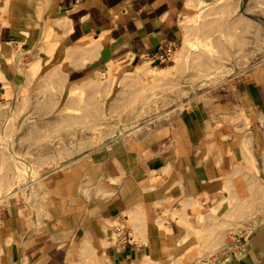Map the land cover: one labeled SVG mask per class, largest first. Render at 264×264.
I'll return each instance as SVG.
<instances>
[{"label":"crops","instance_id":"obj_1","mask_svg":"<svg viewBox=\"0 0 264 264\" xmlns=\"http://www.w3.org/2000/svg\"><path fill=\"white\" fill-rule=\"evenodd\" d=\"M186 1L0 0V104L82 89L119 116ZM255 164L264 180V60L0 199V264H264V222L219 232L235 166Z\"/></svg>","mask_w":264,"mask_h":264},{"label":"rangeland","instance_id":"obj_2","mask_svg":"<svg viewBox=\"0 0 264 264\" xmlns=\"http://www.w3.org/2000/svg\"><path fill=\"white\" fill-rule=\"evenodd\" d=\"M187 1L170 59H143L145 72L138 70L131 84L122 85L133 99L123 101L119 116L102 101L84 100L82 89L73 91L69 101L0 104V199L57 159L74 157L170 109L190 106L212 86L242 76L264 60V0ZM205 24L212 31L203 32ZM234 170L229 202L218 218L225 226L220 235L264 222V180H258L257 165H236ZM207 232L210 237L216 230ZM223 246L220 241L212 253Z\"/></svg>","mask_w":264,"mask_h":264},{"label":"built area","instance_id":"obj_3","mask_svg":"<svg viewBox=\"0 0 264 264\" xmlns=\"http://www.w3.org/2000/svg\"><path fill=\"white\" fill-rule=\"evenodd\" d=\"M173 51V45L169 44L166 45L164 49H162L160 52H157L149 57L147 59H152L153 61H158L159 63H163L170 59Z\"/></svg>","mask_w":264,"mask_h":264},{"label":"bare ground","instance_id":"obj_4","mask_svg":"<svg viewBox=\"0 0 264 264\" xmlns=\"http://www.w3.org/2000/svg\"><path fill=\"white\" fill-rule=\"evenodd\" d=\"M191 1H192V0H191ZM191 1L189 0V3H190ZM186 2H188V1H186ZM191 3H192V2H191ZM190 5H191V4H190ZM194 6H195V5H194ZM204 16H206V15H204ZM200 19H201V18H200ZM218 19H219V18H218ZM212 21H213V20H212ZM212 21H211V22H212ZM242 21H244V20H242ZM205 22H206V21H205ZM201 23L204 24L203 22H201ZM212 24H213V22H212ZM213 25H214V24H213ZM213 25H212V26H213ZM243 26H244V25H243ZM201 27H202V26L200 25L199 28H201ZM209 28H211V24H210V26H208V25L205 24V26L202 27V31H203V30H207V29H209ZM214 28H215V27H214ZM219 28H220V27H219ZM200 30H201V29H200ZM211 31H212V28H211ZM218 31H219V30H218ZM203 32H204V31H203ZM205 32H206V31H205ZM207 32H208V31H207ZM69 49H70V48H69ZM71 49L74 50L73 48H71ZM72 50H71V51H72ZM48 51H49V50H48ZM46 52H47V51H46ZM69 52H70V51H69ZM69 52H68V53H69ZM70 54H71V55H72V54L74 55L73 51H72V53H70ZM66 57H70L69 54H68V56H66ZM66 59H68V58H66ZM34 71H35V70H34ZM54 71H55V70H54ZM55 72H56V71H55ZM53 73H54V72H53ZM49 75H51V74H49ZM244 151H245V150H244ZM244 151H243V152H244ZM244 154H245V153H244ZM247 156H248V155H247Z\"/></svg>","mask_w":264,"mask_h":264}]
</instances>
